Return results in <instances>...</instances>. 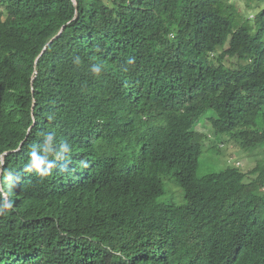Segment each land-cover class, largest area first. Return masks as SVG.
<instances>
[{
	"label": "trees",
	"instance_id": "trees-1",
	"mask_svg": "<svg viewBox=\"0 0 264 264\" xmlns=\"http://www.w3.org/2000/svg\"><path fill=\"white\" fill-rule=\"evenodd\" d=\"M209 110L246 172L198 176ZM260 116L264 0H0V264H264Z\"/></svg>",
	"mask_w": 264,
	"mask_h": 264
},
{
	"label": "rangeland",
	"instance_id": "rangeland-1",
	"mask_svg": "<svg viewBox=\"0 0 264 264\" xmlns=\"http://www.w3.org/2000/svg\"><path fill=\"white\" fill-rule=\"evenodd\" d=\"M238 7L243 8L241 4H238ZM253 14L249 15L251 19ZM234 65L237 67L239 62L236 59L226 58L222 66L229 67ZM214 112L212 110L207 111L202 115L197 124L194 127V130L205 135L206 139L204 141V152L199 159V166L197 170L198 176H202L210 173H218L224 170L227 166H234L236 163L242 172H246L253 165V162L256 161L261 156V151H253L251 153L245 152L238 147L233 141L228 139L227 135H213V130L209 124L208 118L214 117ZM258 125L264 127V117L260 116L258 118ZM221 147L220 152L217 151V148ZM165 194L159 199L160 202H172L177 205L183 204V194L181 189H179L171 178L163 180Z\"/></svg>",
	"mask_w": 264,
	"mask_h": 264
},
{
	"label": "clouds",
	"instance_id": "clouds-1",
	"mask_svg": "<svg viewBox=\"0 0 264 264\" xmlns=\"http://www.w3.org/2000/svg\"><path fill=\"white\" fill-rule=\"evenodd\" d=\"M73 62L75 64H80L81 59L79 56L74 57ZM135 62L134 57H130L126 60L127 65H133ZM101 64H93L92 70L98 73ZM39 148V150H37ZM221 148V147H219ZM71 152L70 145L65 142L61 143L58 147L56 146V140L53 134H47L44 136L43 146L33 145L29 152V161L27 167L29 170H34L36 174L42 178L51 175L52 170L57 166V160L62 159L64 154ZM54 158H49V157ZM236 165H238L236 163ZM11 205H5V207H10Z\"/></svg>",
	"mask_w": 264,
	"mask_h": 264
},
{
	"label": "water",
	"instance_id": "water-1",
	"mask_svg": "<svg viewBox=\"0 0 264 264\" xmlns=\"http://www.w3.org/2000/svg\"><path fill=\"white\" fill-rule=\"evenodd\" d=\"M64 29V26L61 28V31Z\"/></svg>",
	"mask_w": 264,
	"mask_h": 264
}]
</instances>
